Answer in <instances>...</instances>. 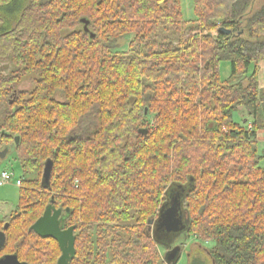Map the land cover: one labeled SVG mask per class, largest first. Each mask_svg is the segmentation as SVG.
Listing matches in <instances>:
<instances>
[{"label":"trees","instance_id":"trees-1","mask_svg":"<svg viewBox=\"0 0 264 264\" xmlns=\"http://www.w3.org/2000/svg\"><path fill=\"white\" fill-rule=\"evenodd\" d=\"M192 1L195 20L181 0H0V61L15 68L0 76V151L36 174L0 220V257L56 264L57 243L30 229L52 206L74 228L70 264H164L149 225L176 188L182 234L212 243V264H264V4L248 16L254 0ZM243 18L246 38L233 36ZM26 74L35 89L15 92ZM242 110L249 128L233 121Z\"/></svg>","mask_w":264,"mask_h":264},{"label":"rangeland","instance_id":"rangeland-1","mask_svg":"<svg viewBox=\"0 0 264 264\" xmlns=\"http://www.w3.org/2000/svg\"><path fill=\"white\" fill-rule=\"evenodd\" d=\"M264 4V0H254L253 4L250 6V10L247 12L248 16H250L252 13L256 12L260 7ZM181 10H182V16L185 20H195L194 12H193V1L192 0H181ZM2 19L4 18L3 15H1ZM247 18V17H246ZM246 18H243L238 24L236 31L233 33V36H242L246 38L247 33L245 30L247 20ZM10 19V18H9ZM81 26L76 28L77 30H80ZM1 31V29H0ZM70 31H64L62 34L67 35ZM212 36L216 35V32H211ZM131 36H124L112 44V51L114 53H121L126 52L129 42H130ZM263 63V62H262ZM224 68V64H221L220 66V75L223 76V71L221 69ZM15 71V68L11 64V62H3L0 61V76H8L11 73ZM37 80V77L34 74H26L23 77H21L18 85L16 86L15 92H25V93H31L35 89V82ZM54 100L58 102H62L63 98L61 97L60 93H56L54 96ZM246 110H242L239 113L233 114V121L239 124H242L243 121L240 120V115H243V118L247 119L250 122V118L247 115ZM146 123L152 124V118L151 116L146 117ZM244 122V125L246 124ZM247 125V124H246ZM250 125V124H249ZM247 127V126H246ZM250 127V126H249ZM258 151L260 154H262V150L258 148ZM262 166H264V161L261 163ZM2 172H6L9 174H12V178L10 179L9 183L0 186V220L1 221H7L10 217V214L14 211V209L18 205V199H19V188L21 185L17 186L15 182L17 180H20L21 182L25 179H35L36 174H31L28 177H25L22 175L20 163L16 160L15 153L13 151V147L11 148L10 153L5 157L4 160L0 161V174ZM76 184V182H75ZM176 188L172 189V192H175ZM155 220V219H154ZM150 233H153L155 231V226L152 224V222L149 225ZM162 240L164 243L159 246V253L161 257L165 260L164 264H212L210 258H209V250L213 247L212 243H200L196 242V239L194 237H191L189 239L184 238L183 234L179 236H175L173 234H158L156 235ZM160 244V242H159ZM178 248V254L176 257V260L172 263L166 261V257L168 252L173 248ZM108 264V263H107Z\"/></svg>","mask_w":264,"mask_h":264},{"label":"water","instance_id":"water-1","mask_svg":"<svg viewBox=\"0 0 264 264\" xmlns=\"http://www.w3.org/2000/svg\"><path fill=\"white\" fill-rule=\"evenodd\" d=\"M83 26L84 33L88 34L90 39L94 36L90 33L88 29L89 22L85 19L80 20ZM223 31V30H222ZM225 34H229V31H224ZM15 145L19 144V137H15ZM9 152V148H5L0 151V161L4 160ZM52 170V162L48 161L43 169L42 180L44 185L47 187L49 184V179ZM184 196V191H176L168 195V201L160 209L157 219L152 223L155 226V232L166 233L173 235H182L186 230V224L184 221L183 210H182V199ZM61 210H55L52 206H48L43 215L36 220V222L31 226V231L34 232L41 239H51L55 241L61 252L60 257L56 264H70L71 260L75 256V238L73 235L74 228L69 227L66 230H62L63 226L61 222L64 220L62 218L59 220ZM47 225H51L50 227ZM8 224L4 225V230L7 229ZM6 237L3 231H0V251L5 246ZM179 249H171L166 257V261L172 263L176 260ZM0 264H26L20 262L15 254L5 255L0 257Z\"/></svg>","mask_w":264,"mask_h":264},{"label":"crops","instance_id":"crops-1","mask_svg":"<svg viewBox=\"0 0 264 264\" xmlns=\"http://www.w3.org/2000/svg\"><path fill=\"white\" fill-rule=\"evenodd\" d=\"M224 64V68L221 69V71H223V76H221V79L224 81V80H227L230 76V65L228 63H222ZM259 67V72H258V83H259V88L260 89H263L264 90V63H259L258 65ZM243 118V115H240V120L243 121V124L244 125V122L245 121H249L248 118L245 119ZM246 124L244 126H247L249 128V124H251V122H245ZM256 142H257V145H258V148L262 150V156H264V128H261L259 130H257L256 132ZM264 161V159H263ZM264 167V166H263Z\"/></svg>","mask_w":264,"mask_h":264},{"label":"built area","instance_id":"built-area-1","mask_svg":"<svg viewBox=\"0 0 264 264\" xmlns=\"http://www.w3.org/2000/svg\"><path fill=\"white\" fill-rule=\"evenodd\" d=\"M11 178H12V174H9V173H6V172H2L0 174V186H3L5 184L9 183V181H10ZM15 184L17 186H19L20 185V180H17L15 182Z\"/></svg>","mask_w":264,"mask_h":264},{"label":"flooded vegetation","instance_id":"flooded-vegetation-1","mask_svg":"<svg viewBox=\"0 0 264 264\" xmlns=\"http://www.w3.org/2000/svg\"><path fill=\"white\" fill-rule=\"evenodd\" d=\"M55 210H58V209H55ZM63 213H62V211H61V214H60V216H59V220H61L63 217ZM63 224V221L61 222V225ZM66 229H68V228H63L62 230H66ZM73 235H74V231H73Z\"/></svg>","mask_w":264,"mask_h":264},{"label":"snow or ice","instance_id":"snow-or-ice-1","mask_svg":"<svg viewBox=\"0 0 264 264\" xmlns=\"http://www.w3.org/2000/svg\"><path fill=\"white\" fill-rule=\"evenodd\" d=\"M47 226H49V227H50L51 225H47Z\"/></svg>","mask_w":264,"mask_h":264}]
</instances>
